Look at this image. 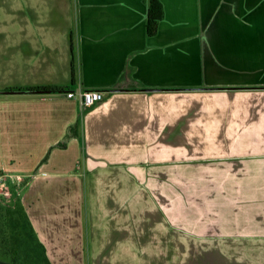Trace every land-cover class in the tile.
<instances>
[{"label": "crops", "instance_id": "0c3cea01", "mask_svg": "<svg viewBox=\"0 0 264 264\" xmlns=\"http://www.w3.org/2000/svg\"><path fill=\"white\" fill-rule=\"evenodd\" d=\"M162 1L149 35L148 0H0V168L53 264H264V0Z\"/></svg>", "mask_w": 264, "mask_h": 264}, {"label": "trees", "instance_id": "16d2710c", "mask_svg": "<svg viewBox=\"0 0 264 264\" xmlns=\"http://www.w3.org/2000/svg\"><path fill=\"white\" fill-rule=\"evenodd\" d=\"M165 9L162 0H148L146 28L149 35L159 30ZM75 69L73 68V71ZM56 86L7 87L5 90H57ZM76 134V127H71ZM64 145V143H62ZM0 252L4 251L10 264H53L45 244L36 232L25 208L16 200L0 203Z\"/></svg>", "mask_w": 264, "mask_h": 264}, {"label": "built area", "instance_id": "2783aa9c", "mask_svg": "<svg viewBox=\"0 0 264 264\" xmlns=\"http://www.w3.org/2000/svg\"><path fill=\"white\" fill-rule=\"evenodd\" d=\"M74 94L73 90L68 92L70 97L74 96ZM79 95L83 105L88 108L102 101L106 96V92L102 89L84 88L80 90ZM23 180L24 178L21 175L10 173L0 168V203L8 201L11 198L9 196H13L12 186L16 187L15 190L19 193Z\"/></svg>", "mask_w": 264, "mask_h": 264}, {"label": "rangeland", "instance_id": "374dc122", "mask_svg": "<svg viewBox=\"0 0 264 264\" xmlns=\"http://www.w3.org/2000/svg\"><path fill=\"white\" fill-rule=\"evenodd\" d=\"M11 188L14 190L13 192H15V194L17 195L18 191L16 192V190H15L16 187L12 186ZM20 189H22V187H20ZM13 198L14 197L12 196V199H8V201L9 202H12V201L14 202L15 200L17 201V197L14 200H13ZM9 262H10V260L7 256V254L4 251L0 252V264H10Z\"/></svg>", "mask_w": 264, "mask_h": 264}]
</instances>
